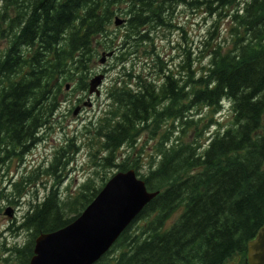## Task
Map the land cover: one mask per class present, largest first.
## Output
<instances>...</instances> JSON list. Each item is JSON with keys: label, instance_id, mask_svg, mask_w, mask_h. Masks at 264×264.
Returning <instances> with one entry per match:
<instances>
[{"label": "trees", "instance_id": "trees-1", "mask_svg": "<svg viewBox=\"0 0 264 264\" xmlns=\"http://www.w3.org/2000/svg\"><path fill=\"white\" fill-rule=\"evenodd\" d=\"M180 3L227 17L226 35L213 21L198 73L187 51L182 73L160 70L158 82L134 75L107 88L93 165L132 168L156 192L91 264H226L234 257L249 264L246 242L264 223V0H0V163L21 159L38 140L65 83L86 91L97 55L114 48L107 27L116 14L126 16L123 36L135 44L150 39L141 27L172 26ZM223 103L221 123L214 114ZM141 133L156 136V159L145 172L138 156L117 157ZM75 149L67 140L45 167L13 182L18 196L37 173L53 178L10 228L26 237L7 248L5 261L28 264L34 237L70 222L103 185L108 176L99 183L88 177L62 194L60 171Z\"/></svg>", "mask_w": 264, "mask_h": 264}, {"label": "rangeland", "instance_id": "rangeland-1", "mask_svg": "<svg viewBox=\"0 0 264 264\" xmlns=\"http://www.w3.org/2000/svg\"><path fill=\"white\" fill-rule=\"evenodd\" d=\"M116 16L122 20L126 18L120 13ZM216 20L218 35L223 37L226 35L224 28L228 25L227 17L207 15L202 9H194L180 3L173 8L169 18L172 26H156L149 29L146 26L141 27L140 32L146 33L150 39L138 40L135 44L132 39L123 36L125 32L123 21L115 25L111 20L107 27V36L115 44L112 48L113 54L105 57L101 64L96 61L97 55L91 65L94 72L89 74V76L98 72L103 74L100 84L96 86L98 93L88 94L73 89L74 82H70L65 86L50 121L38 130V140L21 159L11 158L0 163V264H15L12 259L4 260L9 255L7 248L14 243L21 244L26 234L10 228L18 223L29 203L39 200L46 193L53 183V178L37 173V176L31 177L32 182L19 186L18 196L13 188V182L35 168L45 167L51 160L54 150L67 143V140L72 141L77 149L73 150L71 159L60 171L59 186L62 194L74 193L79 184L88 177L99 183L101 176H109L116 168L93 165V159L89 156V152L95 149L98 141L95 135L97 120L110 105V98L106 94L107 88L120 80L134 82L136 80L134 75L158 82L161 78L160 70L167 72L165 69H169L173 73L178 71L182 73V67L179 65H182L187 51L189 57L193 58L195 71L198 73L199 68L206 62L201 53V42L207 35V29ZM122 38L126 40L124 44H121ZM120 54L122 60L117 59ZM155 54L158 55L157 59ZM203 112L193 113L192 116H201ZM214 117L224 123L228 117L227 104L223 103L221 111L215 113ZM155 139L156 136L141 133L132 149L126 145L118 149V160L128 153L132 157L138 156L141 161L139 171L145 172L151 159H156L153 151ZM100 154L101 152L97 155ZM7 207L10 209V216L4 213Z\"/></svg>", "mask_w": 264, "mask_h": 264}, {"label": "water", "instance_id": "water-1", "mask_svg": "<svg viewBox=\"0 0 264 264\" xmlns=\"http://www.w3.org/2000/svg\"><path fill=\"white\" fill-rule=\"evenodd\" d=\"M118 22L115 18L114 23ZM102 60L101 54L99 62ZM101 77L95 74L89 79L88 92L97 91ZM155 192L146 190L132 168L112 173L70 222L34 237L28 264H91ZM4 213L10 216V209L5 208ZM245 247L249 264H264V223ZM235 259L226 264H234Z\"/></svg>", "mask_w": 264, "mask_h": 264}]
</instances>
